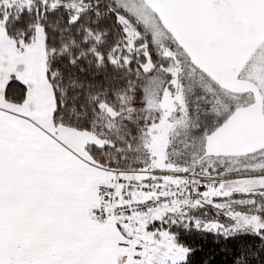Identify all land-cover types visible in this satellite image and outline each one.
<instances>
[{
	"label": "snow or ice",
	"instance_id": "snow-or-ice-1",
	"mask_svg": "<svg viewBox=\"0 0 264 264\" xmlns=\"http://www.w3.org/2000/svg\"><path fill=\"white\" fill-rule=\"evenodd\" d=\"M0 264H264V0H0Z\"/></svg>",
	"mask_w": 264,
	"mask_h": 264
}]
</instances>
